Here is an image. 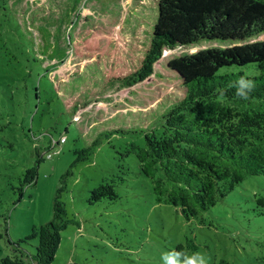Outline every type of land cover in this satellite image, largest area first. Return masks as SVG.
I'll return each instance as SVG.
<instances>
[{"label": "rangeland", "instance_id": "1", "mask_svg": "<svg viewBox=\"0 0 264 264\" xmlns=\"http://www.w3.org/2000/svg\"><path fill=\"white\" fill-rule=\"evenodd\" d=\"M37 1L10 0L24 35L0 0V260L15 253L13 242L34 225L52 218L54 195L64 183L61 197L69 222L51 264H163L162 254L174 248L201 252L208 264H264V203L258 201L264 198V174L247 176L204 213L201 223L156 199L152 179L129 151L133 143L145 145L144 133L103 135L88 158L77 159L75 150L101 130L130 120L128 108L143 112L156 106L168 83L152 74L132 85H106L66 114L50 89V76L74 71L66 52L67 33L75 35L98 23L107 4L124 0H91L92 11L89 4L83 7L86 0H76L63 18L32 24L29 15ZM229 41L165 47L162 58L233 43ZM240 68L255 72L250 64L220 71ZM152 128L160 130L161 122ZM61 135L66 141L51 147V140ZM39 154L36 180L22 183ZM107 182L114 184L118 197L90 202L91 190ZM37 241L21 242V247L34 253Z\"/></svg>", "mask_w": 264, "mask_h": 264}, {"label": "trees", "instance_id": "2", "mask_svg": "<svg viewBox=\"0 0 264 264\" xmlns=\"http://www.w3.org/2000/svg\"><path fill=\"white\" fill-rule=\"evenodd\" d=\"M75 3L37 1L29 20L35 24L63 18ZM86 4L92 11L91 0L83 7ZM3 7L25 35L10 0H3ZM100 13L98 23L75 35L67 33L66 52L74 71L50 76V89L63 111L71 115L106 85H132L152 74L163 77L168 88L156 106L143 112L128 108L132 118L86 141L75 150L77 159L88 158L103 135L144 133L145 145L133 143L129 151L152 179L156 199L178 207L186 219L204 223V213L238 183L249 175L264 174V0H124L107 4ZM261 34L262 38L250 40ZM211 39L233 43L162 58L165 47ZM249 64L253 74L243 68L220 71ZM245 73L256 84L247 101L238 99L229 87ZM158 120L160 130L153 129ZM40 160L39 154L22 183L36 180ZM64 188L63 183L56 190L52 218L13 242L15 253L4 255L0 264L53 262L69 222L61 197ZM90 193V202L118 197L110 182L100 183ZM32 238L38 240L34 253L21 247Z\"/></svg>", "mask_w": 264, "mask_h": 264}, {"label": "clouds", "instance_id": "3", "mask_svg": "<svg viewBox=\"0 0 264 264\" xmlns=\"http://www.w3.org/2000/svg\"><path fill=\"white\" fill-rule=\"evenodd\" d=\"M230 88L235 89V96L238 99L247 101L250 99L252 92L256 88L255 81L245 73L239 76ZM220 95H224V91L217 89ZM161 260L163 264H208L206 256L201 252H188L183 248H174L162 254Z\"/></svg>", "mask_w": 264, "mask_h": 264}, {"label": "built area", "instance_id": "4", "mask_svg": "<svg viewBox=\"0 0 264 264\" xmlns=\"http://www.w3.org/2000/svg\"><path fill=\"white\" fill-rule=\"evenodd\" d=\"M66 141V137L64 135H61L58 140H51V147L56 146L57 144L63 143ZM49 156L51 155L50 153L48 154Z\"/></svg>", "mask_w": 264, "mask_h": 264}]
</instances>
